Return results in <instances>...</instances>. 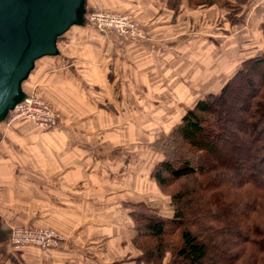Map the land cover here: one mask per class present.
Returning <instances> with one entry per match:
<instances>
[{"label": "crops", "instance_id": "0c3cea01", "mask_svg": "<svg viewBox=\"0 0 264 264\" xmlns=\"http://www.w3.org/2000/svg\"><path fill=\"white\" fill-rule=\"evenodd\" d=\"M238 1L240 13L236 11L234 17H240L241 28L236 30L234 37L230 31L229 41L225 42L233 52L230 65L233 60L236 64L234 69L231 65L225 81L240 67V61L259 57L264 52V0ZM167 4V0L148 2V12L152 14L143 22L146 42L128 45L124 38L114 39L108 50V60L101 56L98 48L83 45L78 53L66 46L60 52L57 44L54 57H46L47 61L34 65L22 85L24 94L36 92L51 103L57 102L66 113L67 106L63 102L67 99L63 94L70 86V93L85 86L91 98L87 100L96 105L105 96L106 86H115L116 80H120L118 71L123 70V64L133 69L136 60L126 62L122 59L127 50L133 54L146 51L152 56L156 63L154 68L165 75L161 83L157 81L159 85L169 82L166 75L171 68L182 64L187 53L192 52L189 64L196 68L199 60L193 61L195 53L210 50L213 41L219 43L215 41L218 36L213 29L201 31L198 27L200 17L207 16L209 20L215 9L210 6L205 11L191 10L187 0H182L181 12L176 15ZM142 7L137 8L139 16L141 12L146 13ZM231 40L236 42L229 45ZM96 51L98 58L93 56ZM184 82L181 84H186ZM94 88L97 93L93 92ZM111 90L112 87L106 93L109 99L114 98ZM67 120L43 132L31 122L16 121L8 125L5 120L0 123V264H143L137 262L142 253L133 244L136 233L128 220L130 209L127 205L134 204L139 195L144 201L152 199L151 189L154 188L162 194V202L170 205V197L151 179L152 165L145 177L146 190H141L136 164L139 158L132 152L136 151V144L129 142L132 150L120 153V146L124 145L104 139V131L96 137H99L96 142H84L80 140L86 131L84 127L77 128ZM76 133L81 137H76ZM104 211L110 216L102 221L94 220ZM113 215L116 220H112ZM18 226L50 227L63 241L47 252L35 247L14 252L10 234Z\"/></svg>", "mask_w": 264, "mask_h": 264}, {"label": "trees", "instance_id": "16d2710c", "mask_svg": "<svg viewBox=\"0 0 264 264\" xmlns=\"http://www.w3.org/2000/svg\"><path fill=\"white\" fill-rule=\"evenodd\" d=\"M223 1L187 5L205 9ZM167 2L181 12L182 0ZM239 64L218 92L182 115L164 143L151 179L170 197L172 213L163 217L145 202L127 205L138 263L264 264V52ZM233 93L241 94L240 125L226 132ZM229 143L234 166L212 159Z\"/></svg>", "mask_w": 264, "mask_h": 264}, {"label": "rangeland", "instance_id": "374dc122", "mask_svg": "<svg viewBox=\"0 0 264 264\" xmlns=\"http://www.w3.org/2000/svg\"><path fill=\"white\" fill-rule=\"evenodd\" d=\"M150 1L89 0L86 7V14L89 15L95 10H100L101 12L110 11L118 15L123 14L129 16L133 21V25L138 26L137 30L140 32L141 38L133 41L123 37L124 40L129 42L128 45H134L138 41L144 44V41L146 42L144 34L146 26L143 22L152 14L148 12L151 5H148V2ZM238 5V0H224L220 4L213 6L215 10L209 15V20H206L207 16L200 17L198 27L201 31L213 29L214 33L218 36L215 41H219V43H214L213 41L210 50H202L201 52L195 53L193 61L195 59L199 60L195 65L196 68H194V65L189 64L190 60H192V57H190L192 52L187 53V55L185 54V59L182 64L180 63L177 68H171L170 74L166 75L169 81L167 84L162 83L159 85L157 83V81L161 83L160 79H164L165 75L160 69L154 68L156 63L152 61L150 54L145 53L146 51L144 54L142 52L133 54V52H128L127 50L122 58L123 61L136 60V62L133 64V69L124 67L125 65L123 64V70L118 71V74L121 76L119 81L116 80L115 86H111V91H114V98L112 99H109L106 94L107 90L111 88L108 86H106L105 96L100 98L95 103L96 105L87 100V98H91L88 92L89 90L85 86L79 90L75 89L71 93L72 87L70 86V90L66 94H63V97L67 99L66 102H63L67 106L65 113L58 106L59 104L57 102L51 103L47 98H41L36 92L28 93L27 96L33 94L39 100L48 103L59 114L58 123L64 124L68 119V123L77 128H82L83 126L86 131L83 139L80 140L84 142H96L101 136L100 132L104 131V139L107 141H119V143L121 142L124 145L120 146V153L127 154V152L132 150V148L128 147L129 142L134 145L136 144V151L132 152H136L139 158L136 163L139 166L138 180L142 185L141 190L143 191V188L146 190L147 179L145 177L148 172H151L152 167L154 172L158 160L164 158V143L169 139L171 131L176 130L180 125L182 115L187 110L192 109L196 101L205 100L210 93L218 92L225 82L224 78L231 72V65L233 69L235 68L236 61L231 60L233 63L230 65V58L233 55L232 49L228 48L225 42L228 37L227 35H230V31L232 37H234L236 30L241 28L240 17H234L238 10ZM142 6L145 7L146 13L141 12L139 16L136 11L137 8H141ZM205 9L201 10L205 11ZM231 28L233 29L231 30ZM69 29L67 34L57 40L61 49L60 52L65 50L66 46H70L74 48L72 49L74 52L80 53L82 46L85 45L90 47V49L98 48L102 52L101 56L105 60H108V50L113 40L117 38L123 39L117 36L115 32L101 36V33L92 25L88 24L86 20L81 27L72 26ZM233 41L236 42V40H231L229 45ZM90 49L89 53L91 51ZM67 51L71 52V48H68ZM98 51L93 55L95 58L99 57ZM43 60L47 61L48 59L43 57L37 63ZM172 66L174 65L172 64ZM180 77L182 78L181 81H179ZM183 82L186 84H181ZM189 85L193 88L192 90L191 88L188 89ZM93 90V92L97 93L96 88ZM231 98L236 100L231 103L229 113L226 115L230 121V124H225L226 132L227 130L232 131L234 125H240L236 117L241 114L238 111V102L241 99V94L233 93ZM242 98L245 99V95ZM84 99L86 100L84 101ZM90 105H94L93 108H90ZM91 131L93 133L90 135L89 132ZM98 135L99 137L96 139ZM77 136L81 137L79 134ZM233 151H235V148L230 147V143L226 144L220 149L218 155L214 154L212 156V159L220 162H224L226 159V161H229L234 166V159L231 158L237 155L233 154ZM151 193L152 199L148 198L144 201V198L141 199L142 196L139 195L138 199L133 201L134 204L145 202L149 207L160 210L163 216L171 214L173 207L168 205V202H162V194L158 193L156 188L151 189ZM116 215L112 216V220H116ZM107 216L108 214L104 211L102 216L97 214L94 220L102 221ZM12 251L14 250L12 249Z\"/></svg>", "mask_w": 264, "mask_h": 264}, {"label": "water", "instance_id": "95a60500", "mask_svg": "<svg viewBox=\"0 0 264 264\" xmlns=\"http://www.w3.org/2000/svg\"><path fill=\"white\" fill-rule=\"evenodd\" d=\"M86 0H0V123L24 101L23 83L57 40L85 21Z\"/></svg>", "mask_w": 264, "mask_h": 264}, {"label": "built area", "instance_id": "2783aa9c", "mask_svg": "<svg viewBox=\"0 0 264 264\" xmlns=\"http://www.w3.org/2000/svg\"><path fill=\"white\" fill-rule=\"evenodd\" d=\"M85 20L96 28L101 36L115 32L117 36L133 41L141 38L140 32L137 30L138 26L133 25L132 19L127 15L95 10L89 15L86 14ZM8 115V125L16 121L31 122L41 132L56 128L59 119V114L48 103L39 100L33 94L25 95L24 101L19 102ZM10 240L11 248L14 251L35 247L39 251L47 252L60 246L63 238L50 227L29 228L18 226V228L12 230Z\"/></svg>", "mask_w": 264, "mask_h": 264}]
</instances>
